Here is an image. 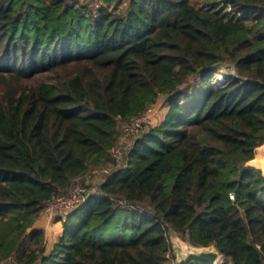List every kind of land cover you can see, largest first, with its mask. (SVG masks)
<instances>
[{
	"label": "trees",
	"instance_id": "1",
	"mask_svg": "<svg viewBox=\"0 0 264 264\" xmlns=\"http://www.w3.org/2000/svg\"><path fill=\"white\" fill-rule=\"evenodd\" d=\"M263 145L264 0H0V264H206L172 234L264 264ZM78 186L47 254L35 224Z\"/></svg>",
	"mask_w": 264,
	"mask_h": 264
},
{
	"label": "rangeland",
	"instance_id": "2",
	"mask_svg": "<svg viewBox=\"0 0 264 264\" xmlns=\"http://www.w3.org/2000/svg\"><path fill=\"white\" fill-rule=\"evenodd\" d=\"M192 1L197 2L198 0H192ZM220 76L221 73L217 74V79H219ZM169 100L170 98L168 96L161 97L159 101L154 106H152L143 117L134 121V123L131 126L129 124L126 130H124L123 128L121 138L119 141V149L121 151L126 152L133 145L135 138L138 136L137 134H140V132L142 131L140 130L141 128L144 129V127H147L150 129L156 126H160L165 121L169 110V102H170ZM138 125L140 127H138ZM101 178H102L101 175L94 176L93 174L90 173L86 178L87 179L86 182L87 184H92L97 182ZM57 217L64 220L66 219L67 216H57ZM172 240L185 248H190V244L182 240L180 237H178L177 234H172L171 241ZM221 263L222 261L220 262V264Z\"/></svg>",
	"mask_w": 264,
	"mask_h": 264
},
{
	"label": "built area",
	"instance_id": "3",
	"mask_svg": "<svg viewBox=\"0 0 264 264\" xmlns=\"http://www.w3.org/2000/svg\"><path fill=\"white\" fill-rule=\"evenodd\" d=\"M229 71L231 74H235L234 69H230ZM229 71H221V76L218 80L222 82L225 79V76L229 73ZM138 127L140 126L138 125ZM111 153L114 159H116L117 161L122 160L123 151H121L119 147L112 149ZM92 174L94 176L101 175L103 178V176L110 175L111 170H96ZM88 197L89 193L86 188L78 186L72 191H70L68 195L61 196L49 201L47 203L44 213L50 218H54L57 216H68L69 214L75 212L87 200Z\"/></svg>",
	"mask_w": 264,
	"mask_h": 264
},
{
	"label": "crops",
	"instance_id": "4",
	"mask_svg": "<svg viewBox=\"0 0 264 264\" xmlns=\"http://www.w3.org/2000/svg\"><path fill=\"white\" fill-rule=\"evenodd\" d=\"M249 167L260 170L264 174V145L257 149L256 157L248 164ZM35 228L42 229L46 233L47 254H50L63 231V221L60 218H50L45 213L41 215L35 224Z\"/></svg>",
	"mask_w": 264,
	"mask_h": 264
},
{
	"label": "water",
	"instance_id": "5",
	"mask_svg": "<svg viewBox=\"0 0 264 264\" xmlns=\"http://www.w3.org/2000/svg\"><path fill=\"white\" fill-rule=\"evenodd\" d=\"M171 243L173 245L178 263L198 261L206 264H220V262L223 260V256L214 246L198 248L190 245V248H185L173 240Z\"/></svg>",
	"mask_w": 264,
	"mask_h": 264
}]
</instances>
